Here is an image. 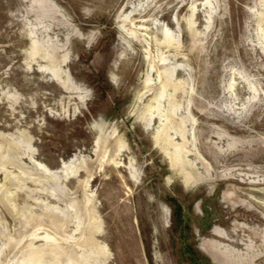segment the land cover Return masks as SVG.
Here are the masks:
<instances>
[{
  "label": "rangeland",
  "instance_id": "374dc122",
  "mask_svg": "<svg viewBox=\"0 0 264 264\" xmlns=\"http://www.w3.org/2000/svg\"><path fill=\"white\" fill-rule=\"evenodd\" d=\"M0 264H264V0H0Z\"/></svg>",
  "mask_w": 264,
  "mask_h": 264
},
{
  "label": "bare ground",
  "instance_id": "6f19581e",
  "mask_svg": "<svg viewBox=\"0 0 264 264\" xmlns=\"http://www.w3.org/2000/svg\"><path fill=\"white\" fill-rule=\"evenodd\" d=\"M113 161V160H112ZM132 168H133V166H132ZM132 172V171H131Z\"/></svg>",
  "mask_w": 264,
  "mask_h": 264
}]
</instances>
